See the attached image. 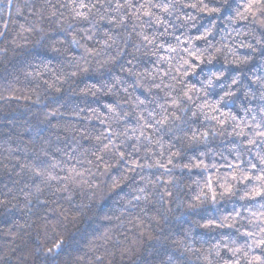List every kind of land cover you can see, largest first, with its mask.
<instances>
[{
	"label": "clouds",
	"instance_id": "1",
	"mask_svg": "<svg viewBox=\"0 0 264 264\" xmlns=\"http://www.w3.org/2000/svg\"><path fill=\"white\" fill-rule=\"evenodd\" d=\"M258 132L264 0H0V264L264 261Z\"/></svg>",
	"mask_w": 264,
	"mask_h": 264
},
{
	"label": "snow or ice",
	"instance_id": "2",
	"mask_svg": "<svg viewBox=\"0 0 264 264\" xmlns=\"http://www.w3.org/2000/svg\"><path fill=\"white\" fill-rule=\"evenodd\" d=\"M80 7L83 9V8H85L86 6L82 3V4L80 5ZM149 14H150V13L145 12V15H149ZM6 26H7V25H5V27H6ZM222 123H223V122H222ZM257 135L260 136V137H264V132H258ZM121 155H123V154H121ZM156 163H157L158 166L165 167L164 165H161V164H160V161H159V160H157ZM168 163H171V160H170V159H169ZM133 166H138V165L136 164V162H133ZM196 167H200V164L198 163V164L196 165ZM236 167L238 168L239 166L237 165ZM37 174L39 175V173H37ZM69 174H70V175H74V174H78V173H76L75 169H69ZM236 178H237V177L235 176V174H233V179H236ZM48 179H49V180H54L55 177H54L53 175L49 174ZM243 179H244V180H249V179H251V177L245 175V176H243ZM258 179H260V180H264V174H262ZM209 190L212 192V197H213V199H215V195H216V193H215L214 189L212 188L211 182H209ZM229 191H230V189H229ZM205 227H207V225H206ZM227 227H228V228H231V227H232V224H227ZM244 235H245V236H251L252 234L246 232V233H244ZM178 243H182V242H178ZM257 245H258L259 247H264V239H260V240H258V241H257ZM217 249H219V245H217ZM226 250H228V251H233V254H237V253H239V252L241 251V249H239V248H236L235 250H230V249H226ZM216 254H217V255H220L221 253H220L219 251H217ZM204 259H205V261H206V264H211V261H210L209 256H205ZM235 264H240V261L237 260V261L235 262ZM248 264H264V261H262V258L259 257V256H253V257L249 258V260H248Z\"/></svg>",
	"mask_w": 264,
	"mask_h": 264
}]
</instances>
